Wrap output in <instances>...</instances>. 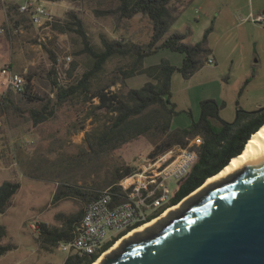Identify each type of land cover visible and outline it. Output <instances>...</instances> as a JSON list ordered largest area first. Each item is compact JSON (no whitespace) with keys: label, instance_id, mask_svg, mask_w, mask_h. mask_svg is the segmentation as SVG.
<instances>
[{"label":"rangeland","instance_id":"obj_1","mask_svg":"<svg viewBox=\"0 0 264 264\" xmlns=\"http://www.w3.org/2000/svg\"><path fill=\"white\" fill-rule=\"evenodd\" d=\"M38 1L54 13L57 21L64 20L66 11H75L82 20L90 43L97 50L102 49L101 36L127 43H146L151 36L152 24L145 15L117 19L94 13L96 9L115 6L118 0ZM260 1L253 0L254 3ZM182 2L171 1V6L179 11L160 41L173 31L189 29L185 41L195 43L211 25L207 39L210 55L215 61H206L188 78L177 71L172 74L171 100L178 112L172 116L171 128L187 127L197 119L199 102L203 99L223 101L219 115L227 121L235 119L237 108L253 110L264 107V21L253 20L262 12L250 9L247 6L249 0H235V5L230 0ZM226 2L229 8L225 6ZM12 4V0H0V40L12 54L11 68L32 74L29 92L39 99L27 101L16 97L13 102L16 107L0 113V182L12 179L20 183L10 205L0 213V224L5 229L0 244L15 246L0 257V264H62L67 253L56 248L45 250L40 246L38 223L60 225L58 215L61 217L60 214L68 215L84 209L87 202L82 203L74 197L54 202L52 196L56 189L68 183L99 191L111 185L113 175L126 166H135L154 157L147 158L152 146L149 137L143 135L98 155L90 150L88 137L102 131L111 116L98 107L95 94L103 86L108 91L123 93L128 88L140 87L149 77L146 73H139L122 82L120 69L129 67L132 56L114 54L90 79L87 90H79L59 103L46 77L51 67L47 50H52L56 60H60L57 68L64 85L76 84L91 67L92 58L80 52L83 45L75 31L37 28L12 6L14 19L4 21L7 6ZM200 5H203L202 9ZM17 19H20L19 23L15 24ZM67 55L71 58L68 63L64 61ZM162 58L180 65L183 54L161 48L144 57L142 66L156 64ZM71 63L75 67L68 75ZM47 99L54 107V114L41 123L33 124L28 110L40 107ZM175 185L170 182V189L173 190ZM182 206L179 204L177 209ZM168 216L169 213L156 222Z\"/></svg>","mask_w":264,"mask_h":264},{"label":"trees","instance_id":"obj_2","mask_svg":"<svg viewBox=\"0 0 264 264\" xmlns=\"http://www.w3.org/2000/svg\"><path fill=\"white\" fill-rule=\"evenodd\" d=\"M55 1V0H48ZM172 0H118L117 4L105 9H96V15H110L117 19L131 18L136 14L145 15L152 24V32L148 42H123L121 39H108L101 36L102 49H95L89 41L82 20L73 10L65 13L64 20L55 21L51 28L58 32L75 31L82 42L81 53L92 58L91 67L85 71L76 84L64 85L60 83L58 68L56 66V54L52 50L48 51L51 60V67L47 71L46 77L49 80L56 101L63 102L74 95L79 90H87L90 79L99 72L104 63L114 54L130 55L132 62L129 67L121 68V80L139 73H146L149 79L140 87L128 88L123 93H114L100 87L95 94L98 98V107L103 108L111 114L108 124L102 131L90 134L88 145L95 154L106 152L117 148L138 136H148L152 146L147 158L155 156L166 150L171 145L177 144L185 146L188 141L196 135L202 137V142L196 147L197 159L175 188L169 201L154 212L148 219L159 215L167 207L178 203L183 197L199 187L207 177L217 173L226 165L229 160L238 155L243 149L251 133L256 131L264 123V117H260V112L264 108L255 110H245L237 108L236 117L233 121H227L219 115V110L224 102H218L213 98L203 99L199 102L200 113L197 119H193L187 127L171 128L172 116L178 111L175 103L171 100V77L174 72H179L184 78L190 77L197 69L201 68L208 56L211 48L208 46V34L212 29L209 25L205 28L201 38L195 43L186 42L189 29L184 31H173L162 41L163 36L168 31L170 25L177 17L178 8L171 6ZM12 4L7 6L6 14L11 15ZM22 18L27 17L21 13ZM28 18V17H27ZM20 20V19H19ZM17 19L15 24L19 23ZM167 48L171 51L183 54L180 65H174L166 58H162L158 63L148 67L142 66L144 57ZM74 63L67 70L71 75ZM28 84L23 92H15L11 89L0 94V113L9 107L15 108L14 99H26L33 101L39 99L29 92V80L31 73L25 74ZM247 82V80H245ZM29 117L33 124L41 123L54 114V107L49 99L44 101L40 107H33L29 110ZM135 166H126L124 170L113 175V190L118 192L116 184L120 178L130 174ZM20 183L17 180L4 179L0 182V213H3L10 205L12 196L19 189ZM98 190L84 189L68 183L61 184L52 196V201L56 202L62 198L74 197L86 203L94 198ZM118 197H115V201ZM84 209L77 212L58 215L60 225H48L46 222L38 223L37 239L40 246L45 250L56 247L59 241L70 240L73 231L83 215ZM134 224L121 232L106 244L101 250L90 256H79L69 254L62 264H91L102 251L108 249L121 235L125 234ZM5 235L4 226L0 224V237ZM15 246L12 244H0V257Z\"/></svg>","mask_w":264,"mask_h":264},{"label":"water","instance_id":"obj_3","mask_svg":"<svg viewBox=\"0 0 264 264\" xmlns=\"http://www.w3.org/2000/svg\"><path fill=\"white\" fill-rule=\"evenodd\" d=\"M202 184L100 264H264V159Z\"/></svg>","mask_w":264,"mask_h":264},{"label":"built area","instance_id":"obj_4","mask_svg":"<svg viewBox=\"0 0 264 264\" xmlns=\"http://www.w3.org/2000/svg\"><path fill=\"white\" fill-rule=\"evenodd\" d=\"M12 3L16 5L18 12L26 14L29 22L37 28H50L52 23L57 21L54 13L38 0H12ZM253 20L264 21V14H258ZM70 59L69 55L64 57L67 63ZM59 61L56 60L57 67ZM206 61L213 63L215 59L209 55ZM58 75L60 76L59 70ZM27 84L25 73L12 69L9 62L0 67V93L9 89L18 93L23 92ZM201 142L202 137L196 135L185 146H172L138 163L130 174L116 182L118 192L113 190L112 184L99 190L97 195L86 203L71 239L59 241L56 249L67 255L90 256L99 252L104 244L134 224L139 223L130 230L152 220L154 217L150 220L148 217L169 201L178 182L190 171L197 159L196 147ZM172 181L176 184L173 190L169 187ZM115 197H118L117 201Z\"/></svg>","mask_w":264,"mask_h":264},{"label":"bare ground","instance_id":"obj_5","mask_svg":"<svg viewBox=\"0 0 264 264\" xmlns=\"http://www.w3.org/2000/svg\"><path fill=\"white\" fill-rule=\"evenodd\" d=\"M264 159V123L252 133V135L249 137L247 142L244 145L243 150L236 156L232 157L229 162L216 174L213 176H210L206 179V181L202 184V187L205 188L209 184L220 180L224 177L229 176L236 170H239L249 164H251L254 161ZM201 190V189H200ZM199 191V189H198ZM196 191V192H198ZM196 194V193H194ZM179 204H181L179 202ZM179 204L173 205L169 208H167L161 216H157L156 219H153L149 222H146L145 224L130 230L125 236V238H130L132 234L136 231H145L148 227L152 226L154 222H156L159 218L165 217L168 213L170 214L171 211H176V209L179 207ZM178 210V209H177ZM154 225V224H153ZM123 239L119 238L116 240V242L109 247L106 251L101 253L91 264H100L102 260L104 259V255L111 253L112 251L116 250L122 243Z\"/></svg>","mask_w":264,"mask_h":264},{"label":"crops","instance_id":"obj_6","mask_svg":"<svg viewBox=\"0 0 264 264\" xmlns=\"http://www.w3.org/2000/svg\"><path fill=\"white\" fill-rule=\"evenodd\" d=\"M48 1V0H46ZM182 4L186 1V0H182ZM232 1L233 5L236 4L235 0H230ZM238 2V0H237ZM201 4V3H200ZM202 6L203 5H200L199 8L202 9ZM223 6V5H222ZM227 8H229V3L226 2V5H225ZM250 9L256 11V12H262L264 10V0L260 1L259 3H254L253 0H249V4L247 5ZM247 7V8H248ZM262 14V13H261ZM4 21L6 22H10V19L12 20V18L14 19L15 15H13L11 13L10 16H8L6 13L4 14ZM10 27V26H9ZM12 62V54L11 52L9 51V47L5 46L4 42H2L0 40V67L6 63V62ZM16 71V70H15ZM255 110V109H253ZM56 248V247H55ZM63 263V262H62Z\"/></svg>","mask_w":264,"mask_h":264},{"label":"flooded vegetation","instance_id":"obj_7","mask_svg":"<svg viewBox=\"0 0 264 264\" xmlns=\"http://www.w3.org/2000/svg\"><path fill=\"white\" fill-rule=\"evenodd\" d=\"M260 113H261V114H260V117H261V118L264 117V111H262V112H260ZM192 192H193V191H192ZM190 193H191V192H190ZM154 218H155V217H154ZM150 221H151V220H150ZM148 222H149V221H148ZM126 234H127V233H126ZM126 234H125V235H126ZM125 235H124V236H125ZM124 236L121 237V238L124 239ZM131 236H132V235H131ZM115 242H116V241H115ZM115 242H114V243H115ZM114 243H113V244H114ZM113 244H112V245H113ZM112 245H111V246H112ZM111 246H110V247H111Z\"/></svg>","mask_w":264,"mask_h":264}]
</instances>
